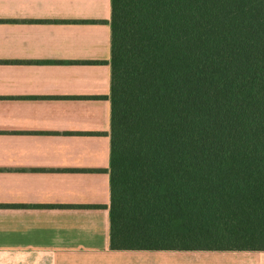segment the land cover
<instances>
[{
  "label": "trees",
  "instance_id": "1",
  "mask_svg": "<svg viewBox=\"0 0 264 264\" xmlns=\"http://www.w3.org/2000/svg\"><path fill=\"white\" fill-rule=\"evenodd\" d=\"M110 246L264 251V0H112Z\"/></svg>",
  "mask_w": 264,
  "mask_h": 264
},
{
  "label": "crops",
  "instance_id": "2",
  "mask_svg": "<svg viewBox=\"0 0 264 264\" xmlns=\"http://www.w3.org/2000/svg\"><path fill=\"white\" fill-rule=\"evenodd\" d=\"M112 0H0V264H264L110 246Z\"/></svg>",
  "mask_w": 264,
  "mask_h": 264
}]
</instances>
